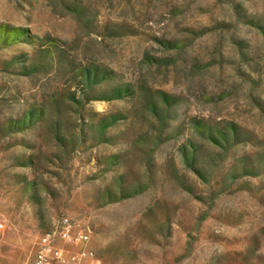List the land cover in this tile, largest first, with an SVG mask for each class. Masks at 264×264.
Masks as SVG:
<instances>
[{"label": "rangeland", "instance_id": "1", "mask_svg": "<svg viewBox=\"0 0 264 264\" xmlns=\"http://www.w3.org/2000/svg\"><path fill=\"white\" fill-rule=\"evenodd\" d=\"M63 217L85 264H264V0H0V264Z\"/></svg>", "mask_w": 264, "mask_h": 264}, {"label": "built area", "instance_id": "2", "mask_svg": "<svg viewBox=\"0 0 264 264\" xmlns=\"http://www.w3.org/2000/svg\"><path fill=\"white\" fill-rule=\"evenodd\" d=\"M91 235L88 226L70 217H63L56 231L44 235L33 264H85L94 256L89 248ZM72 248L77 250L72 251Z\"/></svg>", "mask_w": 264, "mask_h": 264}]
</instances>
